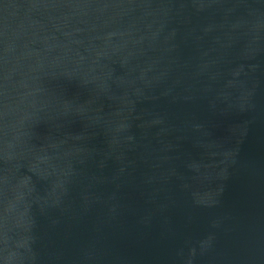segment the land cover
I'll return each instance as SVG.
<instances>
[{
    "label": "water",
    "instance_id": "obj_1",
    "mask_svg": "<svg viewBox=\"0 0 264 264\" xmlns=\"http://www.w3.org/2000/svg\"><path fill=\"white\" fill-rule=\"evenodd\" d=\"M0 264H264V0H0Z\"/></svg>",
    "mask_w": 264,
    "mask_h": 264
}]
</instances>
